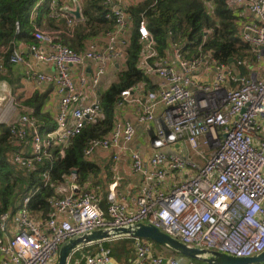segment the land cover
<instances>
[{
    "label": "built area",
    "instance_id": "1",
    "mask_svg": "<svg viewBox=\"0 0 264 264\" xmlns=\"http://www.w3.org/2000/svg\"><path fill=\"white\" fill-rule=\"evenodd\" d=\"M44 1L31 14L35 42L15 40L9 58H0V76L7 74L8 65L20 67L38 89L52 86L57 95L56 128L45 136L31 113H19L10 122L18 110L14 99L0 98L7 101L0 110V126L10 128L19 148L12 162L27 170L51 158L55 149L64 157L88 125L104 118L101 101L90 96L100 91L108 69L125 63L133 27L128 8L106 0L114 29L88 38L83 51L76 52L59 40L85 24L84 0H50L48 18L55 28L37 23ZM200 1L213 16L216 0ZM227 6L247 8L255 18L240 22L238 36L263 61L264 0H227ZM138 33L137 68L157 78V88L146 90L142 82L121 91L115 111L135 105L136 118L124 120L114 112L109 133L90 140L83 155L91 161L96 154H109L115 178L118 165L130 159L132 172L143 178L142 191H111L105 211L99 193L82 186L78 172L72 171L55 185L45 216L33 214L31 196L0 214V264H57L61 248L73 239L98 230H134L140 224H152L193 248L238 258L264 252V74L243 78L212 54L190 55L180 43H172L162 57L144 17ZM142 128L150 137L149 156L134 149ZM49 177L44 174L46 182ZM123 237L130 236L111 240ZM135 247L133 264H184L176 257L155 255L150 240L136 239ZM111 254L101 247L86 264H110Z\"/></svg>",
    "mask_w": 264,
    "mask_h": 264
},
{
    "label": "trees",
    "instance_id": "2",
    "mask_svg": "<svg viewBox=\"0 0 264 264\" xmlns=\"http://www.w3.org/2000/svg\"><path fill=\"white\" fill-rule=\"evenodd\" d=\"M39 1L0 0V58L6 60L9 58L15 40L26 44L35 42L32 35L34 29L31 25V14ZM105 1L84 0L85 24L75 28L71 34L64 32L59 40L60 43L76 52H82L88 38L114 29V20L107 18L110 8ZM202 3L200 0H146L128 9L134 27L130 30L128 57L118 73V81L102 96L104 118L88 125L82 134L72 141L64 157L55 149L51 158L43 163H37L33 170L19 167L12 162L13 154L19 148L13 143L10 128L5 125L0 126V214L16 202L31 196L30 209L33 214L37 216L41 213L45 216L50 208L49 199L55 194V185L64 181L65 177L74 170L78 172L82 186L88 184L89 189L100 193L101 207L107 211L111 175L106 174V177L100 179L101 166L93 160H86L83 153L90 140L103 138L111 130L115 119V101L121 91L142 82H149V77L137 68L141 48L138 27L143 17L162 57L167 55L172 43H180L190 55L210 53L216 60L233 66H237L239 61L242 65L237 68L241 77L247 76L249 65L255 64V56L252 49L239 38V31L234 22L233 12L227 6V0H216L213 16L207 13ZM49 8L50 0H45L37 23L39 26L47 24L55 28L56 23L48 18ZM18 25L19 30H17ZM62 28L64 29V26ZM200 47H202L201 52ZM3 78L0 76V80ZM10 84L15 85L14 82ZM47 98V93H35L27 99L20 97L21 109L32 110L30 115L37 121L44 136L56 128L50 116L42 113ZM30 140L31 137H28L27 141ZM46 173L50 176L48 182L44 179ZM132 240L134 239L130 238L128 241ZM109 247L111 244H106L105 248ZM86 248H83L85 253L88 251L85 250ZM174 254L178 253L174 252ZM76 259H82L77 252L73 254L71 260L74 263Z\"/></svg>",
    "mask_w": 264,
    "mask_h": 264
},
{
    "label": "crops",
    "instance_id": "3",
    "mask_svg": "<svg viewBox=\"0 0 264 264\" xmlns=\"http://www.w3.org/2000/svg\"><path fill=\"white\" fill-rule=\"evenodd\" d=\"M146 0H114L116 4L124 5L126 8H130L133 6H138L142 4ZM204 9H206L205 4ZM84 6V5H83ZM215 10H216V2H215ZM231 10V9H230ZM233 12L234 16V22L238 28V31L240 30V22H244L247 20L254 21L255 18L251 16L250 12L247 10V8L240 7L234 10H231ZM132 27L131 29H133ZM130 29V30H131ZM253 54L255 56V64L251 63L249 65V72L247 76H244L245 78H249L253 73H256L258 75L264 74V60L260 61L257 59L256 54L253 51ZM172 59V58H171ZM233 61V60H232ZM228 65V64H227ZM242 63L238 61L237 66H241ZM236 65H228V67L231 69V71L234 74H237L238 76H242L239 73V69ZM40 71H46L42 67H38ZM121 71V67L117 68L115 66L114 69H108L107 74L103 77L101 81V87L100 91H96L92 96H90V100L98 99L101 101L103 107L104 104L102 102V96L109 90V88L118 81V73ZM91 71L88 70V73ZM214 73L209 74V78H213ZM3 80L6 84H4L0 89V98H3L5 96L13 97L14 104L17 107V112L14 114L10 120V122L14 121L17 117V114H28L31 113L32 110H22L21 109V101L20 97H23V99L30 98L35 93L44 94L47 93L48 98L46 103L44 104V107L42 108V113L48 114L52 121L55 122L56 120V114H57V95L54 92V89L52 86H49L45 89H38L35 84L28 81L26 78V74L24 70L20 67H13L8 65V72L6 75L3 76ZM149 82H144V86L146 90H154L157 88V78L149 77ZM10 82H14L15 85L10 84ZM230 84V83H229ZM231 86H236V84L232 83ZM8 92V93H7ZM146 92V91H145ZM145 92H141L140 96L142 97V100H145ZM3 104V103H1ZM6 105H2L0 107V110L3 109ZM161 111V110H160ZM120 112V115L124 118V120H134L136 118V106L135 105H127L125 108H122L120 110L115 111ZM262 123V132L261 137L264 139V118L261 119ZM56 124V122H55ZM148 134L145 130L140 129L138 132V137L134 143V149L139 150L140 153L144 156H149L151 154L149 145L146 144V135ZM142 138L145 139V142L142 141ZM147 146V147H145ZM94 162L98 163L99 166H101V172H100V179L106 177V174L111 175V182L109 184V194L112 192H117L121 194H133L136 192H141L143 189V178L132 172L131 168V161L129 159V162H124L122 164H119L118 166V176L115 178L114 171L112 170V167L114 163L111 160V157L109 154L102 152L99 154H96ZM98 192V191H96ZM99 193V192H98ZM100 195V193H99ZM132 237H123L116 240H108L104 242H99L96 244H92L89 246H85L86 253L84 252V247L81 248L83 250L77 251V254L79 253L82 257L81 260L76 259L75 262L71 260V264H86V260L89 256H95L98 254V251L101 247H105L106 244H111V247L108 249L111 250L112 254V263L114 264H133V262L137 259V251H136V239L128 241ZM154 252V250H153ZM174 253V252H173ZM155 255H161L156 254ZM164 256V255H162ZM73 257V256H72ZM165 257V256H164ZM171 257H176L182 261H184V264H197L194 262V260L186 258V257H178L176 255H172ZM171 257H165V258H171ZM197 261V260H196ZM202 262V261H200ZM203 264H206L202 262ZM260 264H264L260 263Z\"/></svg>",
    "mask_w": 264,
    "mask_h": 264
},
{
    "label": "water",
    "instance_id": "4",
    "mask_svg": "<svg viewBox=\"0 0 264 264\" xmlns=\"http://www.w3.org/2000/svg\"><path fill=\"white\" fill-rule=\"evenodd\" d=\"M76 15L80 16V13L77 12ZM116 67L119 68L120 64H116ZM4 84H6V82L0 80V89ZM117 235H129L130 237L135 239H147L159 245L168 247L172 251L186 258L202 261L206 264H260L264 262V252L258 256L238 258L216 251L193 248L183 244L179 240L172 238L152 224H140L138 228L134 230L119 228L115 229L113 233L104 230H98L92 232L91 234L73 239L61 248L57 264H68V260L72 259L73 254L81 248L99 242L111 240ZM164 264H167L166 260L164 261Z\"/></svg>",
    "mask_w": 264,
    "mask_h": 264
},
{
    "label": "rangeland",
    "instance_id": "5",
    "mask_svg": "<svg viewBox=\"0 0 264 264\" xmlns=\"http://www.w3.org/2000/svg\"><path fill=\"white\" fill-rule=\"evenodd\" d=\"M0 97H1V95H0ZM1 103H3V104H1ZM4 104L7 105V101L6 100H3V99L0 100V107L2 105H4ZM145 135H146V144L147 145H150V137H149L148 134H145ZM145 147H147V146H145ZM152 246H153V250H154V252L156 254H161V255H164L165 257H171L172 255H175L171 249H168V248H166L163 245H159V244H155L154 243V244H152ZM176 256H178V257H184V256H180L178 254ZM194 262H196L197 264H203L202 262L196 261V260H194Z\"/></svg>",
    "mask_w": 264,
    "mask_h": 264
},
{
    "label": "bare ground",
    "instance_id": "6",
    "mask_svg": "<svg viewBox=\"0 0 264 264\" xmlns=\"http://www.w3.org/2000/svg\"><path fill=\"white\" fill-rule=\"evenodd\" d=\"M8 93V92H7Z\"/></svg>",
    "mask_w": 264,
    "mask_h": 264
}]
</instances>
